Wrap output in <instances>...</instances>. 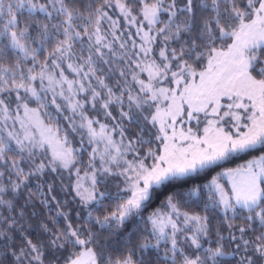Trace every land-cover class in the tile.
Returning <instances> with one entry per match:
<instances>
[{"label":"snow or ice","instance_id":"6c2138e0","mask_svg":"<svg viewBox=\"0 0 264 264\" xmlns=\"http://www.w3.org/2000/svg\"><path fill=\"white\" fill-rule=\"evenodd\" d=\"M65 112L69 131L58 125ZM137 114L157 129L155 147L126 134ZM59 169L75 173V195L99 215L74 226L57 202L65 226L43 224L46 239L25 235L17 247V197ZM99 177L122 187L101 191ZM162 189L166 211L145 222ZM205 196L204 214L188 209ZM134 216L146 226L113 241ZM0 240V264H46L49 251L55 264H150L153 250L155 264H264V0H0Z\"/></svg>","mask_w":264,"mask_h":264},{"label":"trees","instance_id":"16d2710c","mask_svg":"<svg viewBox=\"0 0 264 264\" xmlns=\"http://www.w3.org/2000/svg\"><path fill=\"white\" fill-rule=\"evenodd\" d=\"M54 111V110H52ZM64 115H70V113L65 112L61 115L58 120V125L65 131H69V123L68 121L63 119ZM114 115L118 116V110H114ZM43 117V114H42ZM45 122H49L47 117H43ZM119 121V120H118ZM114 123V121H109ZM123 126L126 129V134L130 139H135L139 135H143V138L146 141L151 142V146L155 147L158 144V141L155 140L154 134L151 133L153 127L145 122L143 118L137 114L136 119L134 121H124ZM141 129H144L141 132ZM70 141L75 145H80V137L74 133L69 134ZM142 151H146L142 149ZM84 156H87L86 153H83ZM259 155L257 150H253L251 154L242 153L236 157H233L229 161L223 163L222 167H216L214 170L210 172L200 173L195 177L187 178L186 183H184V188L190 187L193 183H207L208 180L211 179L212 176H215L218 172H221L227 168H235L240 164L245 163L247 160L252 159L254 156ZM104 187L101 188V191L106 187L108 191L115 196L119 191L117 185L113 184L114 181H109V179H102ZM76 180L75 175H69L68 171L59 169L57 172L53 173L50 170H46L45 174L40 177H31L27 188L17 197V210H23L24 216L21 218L17 216L19 221L20 230L17 231L14 237V242L17 247L20 246L23 240V236L27 235L31 238L35 239L36 237H40L42 239H46V234L43 233L41 226L43 224H47L49 228H53L54 231L58 229H62L65 226V221L63 216L56 218V209L57 202H59V210L65 213L68 216V219L73 223L74 226H82V227H91L89 223H87L88 213L89 211L93 212V215H99V211L95 209L94 205L85 206L82 204L74 195L73 192V182ZM222 183L225 184L226 187H229L226 180H222ZM179 183V182H178ZM51 185L52 191H48V186ZM122 187V186H121ZM170 189H162L156 199L152 202V204L145 209L143 212L144 220L146 222L147 216L157 208L162 211H166L163 208L164 199L167 192ZM31 195V199L29 196ZM41 196L48 200V205L45 206L41 203ZM51 197H55V200H52ZM206 201V196L203 199H196L193 202H190L188 205V209L195 212L203 213L204 203ZM106 206L112 207L114 203L112 201H106ZM7 215V213H5ZM209 215L210 226L213 228H221L223 234L225 236L228 235V232L224 230L223 223V213L219 208H209L207 213ZM56 218L58 220L57 227L53 225V219ZM243 223L241 219H237L235 221V225L239 226ZM145 223L141 222L135 216L129 220L126 226L120 230H113L115 232V236L111 239L113 241H122L125 236H127L128 232L135 229H143L145 227ZM150 228V225H147ZM98 229V226H97ZM107 233V230H103ZM237 235H239L237 233ZM106 238H108L106 236ZM7 241L0 240V252L3 251L4 245L7 244ZM229 241H226V244ZM229 251L231 249L229 248ZM56 253L49 251L46 255V264H55ZM146 257L149 259L150 264H155L156 253L153 250L151 253L146 254ZM3 259V257H0ZM11 258L5 261V264H10Z\"/></svg>","mask_w":264,"mask_h":264},{"label":"rangeland","instance_id":"374dc122","mask_svg":"<svg viewBox=\"0 0 264 264\" xmlns=\"http://www.w3.org/2000/svg\"><path fill=\"white\" fill-rule=\"evenodd\" d=\"M134 39H135V37H133ZM119 120V118H117V121H114V123H116V122H119L118 121ZM103 122V121H102ZM45 123H47V122H45ZM109 123H112V122H109ZM151 133L152 134H154V136L156 135V133H157V129L156 128H153V130L151 131ZM72 143V142H71ZM72 146L74 147V148H77V149H79L80 147H81V145H79V146H75L73 143H72ZM80 156L82 157V159H83V161H84V164H86L87 163V160H88V156H84V154L83 153H80ZM81 174H83V172L81 173ZM73 175H75V173L73 172ZM76 177V176H75ZM100 178H102V179H109V181H114L113 182V184H119L120 183V185H121V180L119 179V178H116V177H107V178H104V177H99V179ZM75 181L76 180H74V182H73V185H72V188H74V184H75ZM228 183V182H227ZM229 185V184H228ZM122 186V185H121ZM230 186V185H229ZM73 192H74V190H73ZM74 195H75V192H74ZM75 197L80 201V198L79 197H77L76 195H75ZM81 202V201H80ZM82 203V202H81ZM83 204V203H82Z\"/></svg>","mask_w":264,"mask_h":264}]
</instances>
